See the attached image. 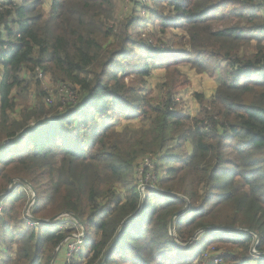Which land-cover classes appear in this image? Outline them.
Masks as SVG:
<instances>
[{
    "label": "trees",
    "instance_id": "1",
    "mask_svg": "<svg viewBox=\"0 0 264 264\" xmlns=\"http://www.w3.org/2000/svg\"><path fill=\"white\" fill-rule=\"evenodd\" d=\"M149 1L166 2L189 49L160 56L136 38L134 13L110 28L114 0H0L1 264H49L70 232L60 222L17 230L30 200L25 183L34 189L33 219L69 211L83 223L86 239L76 264H98L128 218L100 264L195 263L214 241L225 249L222 264H264V0L261 15L253 0ZM149 12L161 23L169 20ZM249 44L255 47L242 50ZM135 46L154 53L152 63L143 60L130 70L140 81L158 66L166 85L176 89L189 83L181 63L209 74L221 67L213 96L194 93V116L170 109L174 93L152 104L127 73L113 68ZM37 71L52 83L73 84L81 93L76 108L46 106V91L36 80L37 103L17 113L14 94L27 90L21 84L29 85L27 77ZM94 115L105 123L95 125ZM121 115L136 125L116 129L112 120ZM88 126L84 142L80 129ZM146 157L154 161L158 182L142 197L132 174ZM13 178L26 182L7 188ZM178 211L171 232L170 218ZM212 226L226 229L199 231L187 247L174 242L184 244ZM248 230L257 234L255 257Z\"/></svg>",
    "mask_w": 264,
    "mask_h": 264
},
{
    "label": "rangeland",
    "instance_id": "2",
    "mask_svg": "<svg viewBox=\"0 0 264 264\" xmlns=\"http://www.w3.org/2000/svg\"><path fill=\"white\" fill-rule=\"evenodd\" d=\"M136 1H141V4L136 5ZM257 5V12L259 14H263L262 9L259 6L260 0H253ZM115 6H114V13H113V19L114 21L109 24V27L112 29H115L116 26L119 25L120 22L125 20L126 18L133 15V13L136 16V20L132 24V31L137 33L135 36L136 38H140L144 40L150 49L156 48L157 50H160L159 55L166 58L167 55H178L180 53L181 49H189V37L184 32L183 26H174L178 24V21L176 18H174V15H171L169 11V7L166 5V2H162L161 4H154L149 0H114ZM15 3L14 1L11 2L8 6H12V4ZM149 8L147 9L146 8ZM45 8V7H44ZM231 7H228L226 10H228ZM155 9L158 12H163L164 16H169V20L163 21L161 23L160 19H155V17L150 14L149 10ZM222 24V21H217V25L219 26ZM114 26V27H113ZM110 40V39H109ZM255 47L254 44H249L248 46H243L242 50H251ZM170 50V51H168ZM163 51L164 54H163ZM149 49H143L140 46H135L132 48L131 56L129 59L127 58H116V65H114V71L116 73H127V81L130 83L137 84L139 87V90L141 91V94H144L147 99L150 100L152 104L157 103H164L169 97V93L172 94V97H170L176 104L175 107L173 106L172 109L176 111H190L192 114L191 116L196 115L195 112L199 105L194 98V93H204L206 98H209L212 93H214L216 86L219 82V76L222 75L223 69L221 67L216 68L214 72H211L210 74L206 71L199 72L197 69L193 68L189 63H181L180 65V72L185 76L188 80V84L185 86L180 87L179 85L176 87V89H173L171 86L166 85L167 78L165 70L161 67L155 66L151 68V74L147 77H142V81H140V77L137 74L131 73L130 70L137 68L139 66V63H141L143 60L151 61L149 63H152L151 55H153ZM146 58V59H145ZM146 61V62H147ZM131 63V64H130ZM185 71L183 73L182 71ZM119 74V76H120ZM193 77L190 81L188 77ZM38 80L41 83V87L44 91H46V100L44 101L46 106H51L55 108L56 110H65L66 108H76L79 99L81 98V93L75 92L73 90L70 82L64 85H60L57 83H52L50 81V77L48 75H43L42 72L37 71L34 79L27 77L28 84L24 82L21 84L20 88L27 87V90H24L21 92L20 95L15 93V96H19L15 103V111L18 113V109H22L23 106L29 105L30 107H33L37 103V98L35 96V81ZM66 85V86H65ZM192 85V86H191ZM65 86V87H63ZM62 89H64V93L62 92ZM177 91V92H176ZM147 95V96H146ZM130 110H134V108H131ZM15 112V113H16ZM14 113V114H15ZM138 115V113L136 114ZM142 115V114H141ZM116 121V122H115ZM104 122V119L101 118L98 115H94V124L97 126H101ZM115 122L114 125L116 129H124V128H131L134 127L133 125H136L135 123H131V121H128L123 115L120 117L117 116L112 120V123ZM125 122V126L122 128V124ZM105 123V122H104ZM30 124H33V122H30ZM131 124V125H130ZM72 127V126H70ZM121 130V131H122ZM90 131L89 126L85 130L84 128L80 129V135L84 136V142L89 141L90 134L88 133ZM82 136V137H83ZM186 147L190 146L189 140L185 143ZM184 146L181 150L184 152H188L187 148ZM145 158L141 159L139 162L144 160ZM151 157H146V160L150 161ZM155 172V169H154ZM142 173L138 171V165L134 168V173L132 174V178L134 180V185L137 187V180L138 178H142ZM157 179V177H156ZM154 180L153 184L151 182H148L149 187H156L157 180ZM22 181L25 183L26 181H23L21 178H13L10 181L9 187L12 183H16L17 181ZM26 184V183H25ZM152 185V186H151ZM26 190L28 193V196L30 200H28L27 205L24 207L22 211L23 219L25 220L24 224L18 223L17 230L23 231L30 228V226H34L39 222L40 219H33L30 213V206L33 204L32 200V190L31 188L26 184ZM140 188V186H139ZM147 188V187H146ZM145 188V189H146ZM138 189V187H137ZM145 189L141 192V196L144 197L145 195ZM141 190V188H140ZM1 196V195H0ZM69 211H62L59 212L51 217L44 218L45 221H49L51 218H55L52 222H60V226H62L63 231L66 229H70V232L62 239V241L55 247V249L51 253L50 262L51 264H76V252L75 245L78 244L77 249L81 248L83 249L85 244V230L83 223L82 225L78 223L69 213ZM177 217V216H176ZM175 217V218H176ZM64 218L69 219L68 221L64 220ZM174 218V219H175ZM173 219V221H174ZM33 222V224L31 222ZM76 221V222H74ZM52 222L44 223L48 226H53ZM77 224V225H76ZM213 227V226H212ZM173 232V229H172ZM88 233V232H87ZM90 235L97 236V233L94 229L90 230ZM16 236V235H15ZM255 236V234H254ZM176 244L178 243L176 240L174 241ZM257 244V240L254 239V242L251 245V256L255 257L257 254L255 250V246ZM181 245H185L181 244ZM213 249V250H212ZM224 247H222L221 244L217 242H211L202 253L199 255L198 259L190 264H209L207 261H205L202 257L207 256L206 252L208 254H213L214 251H220L224 252ZM3 256L2 250L0 249V256ZM252 257V258H253ZM100 261V260H99ZM99 263V262H98ZM0 264H1V257H0ZM50 264V263H49Z\"/></svg>",
    "mask_w": 264,
    "mask_h": 264
},
{
    "label": "built area",
    "instance_id": "3",
    "mask_svg": "<svg viewBox=\"0 0 264 264\" xmlns=\"http://www.w3.org/2000/svg\"><path fill=\"white\" fill-rule=\"evenodd\" d=\"M65 86H63V87H65ZM62 91L64 93V89ZM170 109H172V107H170ZM154 168H155V166H154L153 159H150V161H148L145 158L144 160L139 162L138 171H140L143 175L141 179L138 178V180H137V187H138L139 191L142 192L146 187H149L148 182H151L152 184L154 183L153 181L156 179V173L154 172ZM139 186H140L141 190H140ZM1 210H2V207L0 205V214H1ZM31 223L33 224V222H31ZM77 247H78V244L75 245L74 251H78L80 249V248L77 249ZM206 254H207V256H203L202 258L205 261H207L209 264H222L223 252L214 251L213 254H208V252H206Z\"/></svg>",
    "mask_w": 264,
    "mask_h": 264
},
{
    "label": "water",
    "instance_id": "4",
    "mask_svg": "<svg viewBox=\"0 0 264 264\" xmlns=\"http://www.w3.org/2000/svg\"><path fill=\"white\" fill-rule=\"evenodd\" d=\"M30 188H31V190H32V200L34 201V189L32 188V186L29 184V183H26ZM11 186V185H10ZM9 186V187H10ZM2 196H0V198H1ZM141 207H142V204H141V206H140V210H141ZM75 220H77V222L78 223H80L81 225H82V222L78 219V217L75 215V214H73V213H71V212H68ZM138 213H139V211H138ZM182 213V211H178V212H175L174 214H173V216L170 218V231L172 232V229H173V219L176 217V216H179L180 214ZM57 217V216H56ZM55 217V218H56ZM55 218L53 219V218H51L49 221H45L44 219H40L39 220V222H42V223H48V222H52L53 220H55ZM129 220V218L128 219H126V220H124L122 223H121V225H120V227H119V229H118V232H117V234H116V236H115V238H114V240L110 243V245L106 248V250H105V252H104V254H103V256H102V258L100 259V261H99V263L98 264H100V262L103 260V258L105 257V255L109 252V250L111 249V247L113 246V243L116 241V239L118 238V236H119V234H120V232H121V230H122V228H123V226H124V224L127 222ZM216 229H226V228H224V227H220V226H214V227H206V228H202V229H199V230H197L193 235H192V237L190 238V240L188 241V242H186L185 243V245H181V244H177L178 246H180V247H187L189 244H191L192 242H193V240H194V238L196 237V235L198 234V232L199 231H203V230H216ZM234 229H237V228H227V230H234ZM249 231V230H248ZM249 232H252V231H249ZM252 233H254L255 234V239L257 240V234L255 233V232H252ZM174 241H175V239H174ZM50 264H51V262H50Z\"/></svg>",
    "mask_w": 264,
    "mask_h": 264
},
{
    "label": "crops",
    "instance_id": "5",
    "mask_svg": "<svg viewBox=\"0 0 264 264\" xmlns=\"http://www.w3.org/2000/svg\"><path fill=\"white\" fill-rule=\"evenodd\" d=\"M180 69H181V68H180ZM182 71H183V73H185V71L183 70V68H182ZM186 76H187V74H186ZM187 77H188V79H189L190 81H191L192 78H193V77H190V76H187ZM191 86H192V85H191ZM213 94H214V93H212V95H210V97L213 96ZM188 111H189V110H188ZM197 111H198V108L196 109L195 112L197 113ZM189 112H190V111H189ZM190 113H191V112H190ZM191 114H192V113H191Z\"/></svg>",
    "mask_w": 264,
    "mask_h": 264
}]
</instances>
